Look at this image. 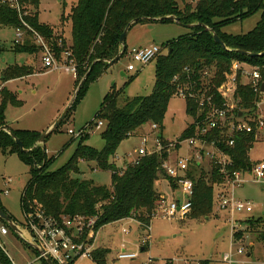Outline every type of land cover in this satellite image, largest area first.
<instances>
[{"label": "trees", "instance_id": "trees-1", "mask_svg": "<svg viewBox=\"0 0 264 264\" xmlns=\"http://www.w3.org/2000/svg\"><path fill=\"white\" fill-rule=\"evenodd\" d=\"M19 2L22 12H26L22 18L15 9L0 0V28L4 26L15 29L21 26L22 20L25 21L51 42V47L58 57L65 48L70 51V58L73 59L77 70L75 87L83 79L62 123L67 120L88 85L106 71L110 64L105 60H111L120 51L119 36L132 20H138L133 25L170 23L171 21H157L154 18L174 15L182 24L202 23L210 29L209 31L201 26H194L162 45L165 53L161 51L154 59V84L149 95L127 99L121 106L118 105L121 91H111L105 95L97 114L88 125L90 127L92 123L97 124L99 120L103 122V147L98 150L87 145L85 142L89 133L86 131L77 138L78 142L69 160L56 170L48 169L54 159L47 158L45 148L37 145L40 132L12 129L6 125L4 113L7 105L18 106L21 100L5 87L0 88V127L5 126L27 150L21 152L13 137L7 131L0 130V151L16 153L28 166L29 179L20 195L22 213L30 207L40 205L46 214L53 217H96L95 231L112 222L133 219L139 228L148 232L151 219L156 213L157 201L162 197L154 187L156 180L166 179L170 187L176 188L173 180L161 169V162L167 154L162 152L158 155L142 156L134 162H126L122 169L114 162L116 150L122 141L131 137L145 123L156 124L158 130L162 128L169 101L176 89L173 81L175 76L181 82L188 79L190 82H197L199 78H205L203 73L207 70L212 74L211 86L219 95L233 76L231 64L236 60L259 67L261 81L264 82V0H76L69 13L60 16L61 28L39 21L36 11L39 0ZM258 11L259 20L249 31L238 34L223 31L224 27L249 18ZM66 23H70L71 27L69 43L62 36ZM212 33L219 36L225 47L213 40ZM60 38L62 48L56 45V40ZM125 46L122 56L129 50L126 38ZM4 48L0 44V50ZM7 50L14 54L39 53L38 46L29 35L23 42L12 41ZM238 50L254 55L240 54ZM29 74L31 70L25 65H8L0 74V82ZM196 85L198 86V82ZM238 93L241 97L238 112H241L245 119H251L249 122L253 125L252 120L257 116L255 102L259 97L252 92L250 86L240 83ZM186 103L187 112L194 117L192 103L189 100H186ZM193 135L194 127L190 124L180 139ZM208 138L214 140L217 147L229 157L230 164L226 166L229 170L247 173L256 163L249 157V151L257 141L255 130L229 133L222 129L213 131ZM229 139H233L232 145H228ZM81 161H93L98 169L109 170L110 186L96 185L91 180L74 177V174L79 173L78 165ZM187 176L193 181V195L191 209L186 216L209 217L214 209L215 188L224 182V175L219 166L211 163L210 170L205 172L202 163L194 161L189 164ZM0 206L4 210L1 203ZM8 215L14 220L12 215ZM0 221L7 226L3 220ZM245 224L244 229L233 231L234 241L243 240L244 234L250 232L257 233L258 241L264 242V231L261 230L264 218L251 217L245 220ZM24 244L27 245L25 242ZM146 246L147 242L144 250ZM108 251L106 248L94 249L92 260L96 264H107ZM40 261L41 264H46L44 259ZM0 264H13L3 247H0ZM200 264H207V261H200Z\"/></svg>", "mask_w": 264, "mask_h": 264}, {"label": "rangeland", "instance_id": "rangeland-1", "mask_svg": "<svg viewBox=\"0 0 264 264\" xmlns=\"http://www.w3.org/2000/svg\"><path fill=\"white\" fill-rule=\"evenodd\" d=\"M76 0H39L38 19L40 22L54 27H60V16L67 15ZM260 11L249 18L237 21L223 28V31L232 34L245 33L252 29L259 20ZM150 32L145 27L137 24L130 28L126 34V45L142 44L145 41L159 46L167 39L177 37L185 33L187 28L177 23H149ZM70 23L63 27L62 36L69 43L71 41ZM15 31L10 27L0 28V44L5 48L0 50V74L8 65L25 62L33 65L31 75L22 80L11 82L8 86L16 92L21 100L20 105H7L5 109V120L13 127L27 128L32 130L45 129L56 120L72 99L75 87V79L72 73L46 72L41 69L39 54H14L7 50L13 41ZM121 48V47H120ZM165 53V50H161ZM130 62L127 54L120 57L116 62L110 64L94 82L90 83L84 95L76 102L69 117L63 122L57 131L52 132L44 141L47 158L54 160L49 165V170H56L63 166L74 152L78 139L68 133L69 129L78 132L87 126L89 137L86 144L100 150L103 147L101 131L96 123H89L97 114L103 98L111 91L120 92L118 105H123L125 100L135 96H147L152 92L154 84V60L140 67L135 65L134 71H126ZM7 89V87H5ZM185 98L172 96L165 113L162 128L151 130V123L140 126L128 139L122 141L116 150V155L122 159L114 160L120 167L130 161L134 152L140 147L143 136L161 135L169 141L179 140L183 131L193 123V116L187 112ZM257 116L264 118V103L257 109ZM52 121V122H51ZM97 121V120H94ZM50 123V124H49ZM257 141L249 151L251 161L264 160V134L259 131ZM152 142L148 139V144ZM193 151L183 144L171 154V159L176 157H191ZM211 161L205 159L202 168L205 172L210 170ZM79 173L74 177L91 180L96 185L110 186L111 172L98 169L95 162L81 161L78 165ZM242 178L248 180L234 189V196L238 199L249 200L252 203V212L236 213L235 220L244 215L259 217L264 216V184H258L250 180L245 174ZM29 179L28 166L25 165L16 153L0 151V201L7 206L10 213L21 223L23 213L20 206V195L23 187ZM154 187L161 194L166 203L174 199H181V193L176 188L168 185L166 179L156 180ZM8 189V193L3 191ZM229 215L223 210L214 207L209 217L191 218L185 216L180 218H165L160 211L152 217L150 222V233L139 228L136 222L129 221L112 222L102 226L97 232L94 240L95 248L105 247L109 251L106 255L107 264H229L223 261L225 253H234L232 264H264V242L257 239V233L247 232L243 240L233 241L232 227L228 221ZM234 222V226L244 228L243 221ZM122 227L128 229L126 234L122 233ZM264 231V226L261 227ZM150 235L148 240L144 237ZM147 242L146 249L142 241ZM0 242L4 251L15 264H41L40 259L33 261L34 251L16 235L10 232L6 236H0ZM253 245V246H252ZM127 252H137L138 257L134 259H119L117 257L121 249ZM237 249H241L243 255H236ZM247 253H250L247 255ZM72 264H96L90 259H76Z\"/></svg>", "mask_w": 264, "mask_h": 264}, {"label": "built area", "instance_id": "built-area-1", "mask_svg": "<svg viewBox=\"0 0 264 264\" xmlns=\"http://www.w3.org/2000/svg\"><path fill=\"white\" fill-rule=\"evenodd\" d=\"M1 1L6 2L11 8L15 9L20 18L26 14V12H22L19 0ZM21 23L20 27L14 29L13 41L15 43L23 42L24 38L29 35L33 43L39 48L41 62L45 69L50 71L64 70L72 73L74 77L77 76L76 65L73 59L70 58L68 49L62 50L60 57H58L52 49L50 41L25 21L22 20ZM56 45L57 47H63L62 38L56 40ZM160 52L161 48L155 44L129 48L127 55L131 63L128 64L127 71H134L135 65L142 67L150 63ZM231 69L233 70V76L219 92V95L214 91V87L211 86L212 74L207 70L203 73L205 78H199L197 81L198 86L196 81L190 82L188 79L186 82H181L175 76L173 78L176 84L174 95L189 100L194 107L195 116L192 123L194 135L174 141H169L161 135H154L152 138H150V135L143 136L140 147L135 150L134 156L128 161V163L134 162L142 156L158 155L166 152L167 156L161 162V169L173 180L176 189L182 196L181 199H174L169 203H166L164 198L160 197L157 201L155 215L161 211L167 219L174 218L177 215L183 218L190 212L193 181L187 176V170L191 162L202 163L205 159L219 166L220 172L224 175V182L215 188L214 207L228 213V221H230L232 230H241L238 225L234 226L236 213L252 212V203L249 200L236 198L234 189L248 181L242 178L245 174L250 176L251 181L264 184V160L256 161L252 169L247 173L231 171L226 167L230 164L229 157L217 147L214 140L208 138L213 131L222 129H226L229 133L237 131L252 132L255 130L256 139L259 131L264 134V118L262 116H256L252 120L254 124L251 125L249 122L251 119H245L243 114L238 112L241 101L238 93L239 83L250 86L252 92L259 97V100L255 102L257 109L264 103V90H262L264 82L261 81L260 68L235 60L231 64ZM95 126L102 128L104 124L99 120ZM87 129L89 128L86 126L76 133L74 130L69 129L68 133L75 138H79ZM156 129H158L157 125L151 124V130ZM148 139L152 140L150 144H148ZM183 144H186V147L193 151L192 156L190 158L176 157L172 160V152ZM232 144L233 139H229L228 145ZM118 159L121 158L118 156L114 157L115 161ZM121 167L123 169L124 164ZM3 193L7 194L8 189H5ZM95 223L96 217H85L82 215L53 217L46 214L42 206L35 205L23 212V220L18 226L22 231L20 237L35 251L37 259H43L47 255L54 264H72L76 259H92V253L96 249L93 244L96 235ZM127 232L128 229L122 227V233L126 234ZM8 233V227L0 224V236H5ZM144 239L148 240V236L144 237ZM146 240H143L142 243L144 244ZM0 247H3L1 242ZM235 254L243 255V252L241 249H237ZM233 256L234 253L229 251L224 254L223 261L232 264L234 261ZM117 257L119 259H134L138 257V254L137 252H127L123 248ZM244 263V261L241 262V264ZM142 264L148 263L143 262Z\"/></svg>", "mask_w": 264, "mask_h": 264}, {"label": "water", "instance_id": "water-1", "mask_svg": "<svg viewBox=\"0 0 264 264\" xmlns=\"http://www.w3.org/2000/svg\"><path fill=\"white\" fill-rule=\"evenodd\" d=\"M145 19H148V18H145ZM154 20H157V21H161V20H167V21H171V22H175L177 24H179L180 26L184 27V28H187V29H190L194 26H201L203 27L205 30H209L210 29L205 26L204 24L202 23H196V24H182L180 23L178 17L174 16V15H168V16H164V17H161V18H154ZM138 20L137 19H134L132 20L131 22H129L127 24V26L125 27V29L123 30V32L120 34L119 36V44H120V51L116 54V56L114 58H112L111 60H105L108 64H112L114 62H116L121 56L122 54L125 52V49H126V46H125V38H126V34L128 32V30L130 29V27L136 23ZM212 36H213V40L219 44L220 46L222 47H225L224 43L222 42V40L219 38V36L216 34V33H212ZM238 52L240 54H244V55H248V56H253L254 54L252 53H249L247 51H244V50H238ZM83 79L80 81V83L78 84V86L76 87V90L74 92V95L72 97V99L70 100L69 104L64 108V110L59 114V116L56 118V120L48 127L46 128L43 132L40 133L38 139H37V145H40L42 147H44V141L45 139L52 133L54 132V130H56L58 128V126L62 123V121L65 119L68 111L70 110L74 100H75V97H76V94H77V91L79 90V87L82 83ZM262 90H264V85L262 86ZM239 116H241V114H239ZM0 130H4V131H7L14 139V142L19 146L20 148V151L21 152H26L27 150L23 148L22 146V143L12 135V133H10L5 126H2L0 127ZM0 219L3 220L8 228L10 229V231L13 233V234H16L21 240H23L20 235L22 234V231L21 229L19 228L18 224L12 220L9 215L1 208L0 206ZM24 241V240H23ZM36 251L38 253H40L39 250L36 249ZM141 251H143V248H141ZM44 261L46 262V264H54L52 262V260L50 259L49 256L45 255L43 257Z\"/></svg>", "mask_w": 264, "mask_h": 264}, {"label": "crops", "instance_id": "crops-1", "mask_svg": "<svg viewBox=\"0 0 264 264\" xmlns=\"http://www.w3.org/2000/svg\"><path fill=\"white\" fill-rule=\"evenodd\" d=\"M170 23H175V22H170ZM153 24V23H152ZM162 24H164V23H162ZM165 24H167V23H165ZM135 25H137V24H135ZM135 25H132L130 28H132L133 26H135ZM139 25H141L142 27H145L144 29H146V30H150V28H149V23H144V24H139ZM150 32V31H149ZM180 35V34H179ZM167 40H170V39H167ZM150 45H153V43H151L150 41H145L144 43H142V44H137V45H133V46H131V47H144V46H150ZM130 47V48H131ZM39 54V53H38ZM25 55H27V54H25ZM40 55V54H39ZM35 56H36V54H35ZM40 61H41V58H40ZM25 63L24 64H22V65H25V66H27L28 68H29V70H31V74H34L33 73V69H34V64H35V62H34V64L33 65H30V64H28L27 62L28 61H24ZM37 64V63H36ZM35 64V65H36ZM19 65V64H18ZM127 68V67H126ZM41 69L43 70V71H45L46 70V72H53V71H50V70H47V69H45L44 67H43V65H42V62H41ZM35 70V69H34ZM60 71H62V70H60ZM60 71H54V72H60ZM126 71H127V69H126ZM64 72H66V71H64ZM66 73H68V72H66ZM31 74H29V75H31ZM26 76H28V75H25V76H23V77H21V78H14V79H10V80H8V81H6V82H0V86L1 87H7V89L8 90H10L11 92H13L12 90H11V88L8 86L11 82H14V81H16V80H22V79H24V77H26ZM74 79H75V77H74ZM13 93H15L16 94V92H13ZM17 95V94H16ZM17 97H18V95H17ZM19 99V98H18ZM20 100V99H19ZM59 116V115H58ZM5 122H6V125L9 127V128H12V129H27V128H20V127H13V125L11 126L9 123H7V121L5 120ZM52 122V121H51ZM53 123V122H52ZM51 123V124H52ZM50 124V123H49ZM50 124V125H51ZM49 125V126H50ZM48 125H47V127L46 128H48L49 127ZM45 128V129H46ZM45 129H40V130H36V131H38V132H43ZM29 130H32V129H29ZM117 156V155H116ZM254 162H256V161H254ZM0 203H1V205H2V207L4 208V210H5V212L7 213V214H10V215H12L11 213H10V211H9V209L7 208V206L5 205V204H3L2 203V201H0ZM251 217H254V216H249V215H244L243 217H238V222H242L243 221V223L245 224V220L246 219H248V218H251ZM14 218V217H13ZM255 218V217H254ZM256 218H264V216H259V217H256ZM14 221L17 223V224H19L18 222H17V220L16 219H14ZM122 221H129L128 223H131V222H135L133 219L132 220H122ZM137 223V222H136ZM0 224H3V223H1V221H0ZM138 224V223H137ZM4 225V224H3ZM245 226H246V224H245ZM245 228V227H244ZM244 228H242V229H244ZM100 229V228H99ZM99 229L96 231V234H97V232H99ZM233 231V230H232ZM149 233H150V229H149V231H148ZM8 234H10V231H9V233ZM7 234V235H8ZM232 238H233V232H232ZM6 236V235H5ZM96 236V235H95ZM150 238V235H148V239ZM94 240H95V237H94ZM94 240H93V243H94ZM233 241H234V238H233ZM253 246V245H252ZM95 247V246H94ZM31 248V247H30ZM98 248H102V247H100V246H98ZM103 248H105V247H103ZM143 248V250H144V247H142ZM32 249V248H31ZM33 250V249H32ZM141 250V249H140ZM34 251V250H33ZM34 254H35V257H34V259H33V261H35V260H38L37 259V254L35 253V251H34ZM250 253H247V255H249ZM11 261H12V263L13 264H15L14 263V261L11 259ZM28 263H30V262H27L26 264H28Z\"/></svg>", "mask_w": 264, "mask_h": 264}]
</instances>
